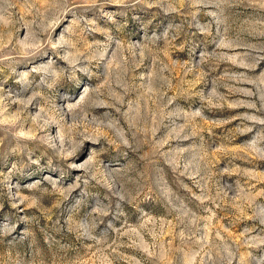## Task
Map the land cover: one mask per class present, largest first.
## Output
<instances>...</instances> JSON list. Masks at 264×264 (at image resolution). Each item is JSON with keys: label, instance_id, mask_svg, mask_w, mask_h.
I'll return each mask as SVG.
<instances>
[{"label": "rangeland", "instance_id": "rangeland-1", "mask_svg": "<svg viewBox=\"0 0 264 264\" xmlns=\"http://www.w3.org/2000/svg\"><path fill=\"white\" fill-rule=\"evenodd\" d=\"M0 264H264V0H0Z\"/></svg>", "mask_w": 264, "mask_h": 264}]
</instances>
